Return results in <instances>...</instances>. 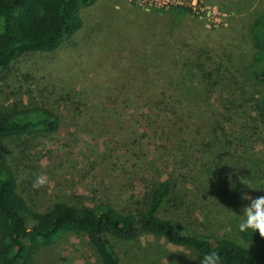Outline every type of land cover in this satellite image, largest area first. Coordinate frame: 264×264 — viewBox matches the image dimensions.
Returning a JSON list of instances; mask_svg holds the SVG:
<instances>
[{
	"label": "rangeland",
	"instance_id": "374dc122",
	"mask_svg": "<svg viewBox=\"0 0 264 264\" xmlns=\"http://www.w3.org/2000/svg\"><path fill=\"white\" fill-rule=\"evenodd\" d=\"M203 1L220 12L216 25L183 8L98 0L54 52L23 53L3 69L1 109H46L58 119L52 133L1 141L33 211L108 203L137 213L166 183L158 218L256 252L237 226L243 197L264 194V67L253 60L250 31L264 0ZM39 175L48 184L34 189ZM110 243L119 264H200L203 256L147 234ZM31 264L99 260L83 235L64 232Z\"/></svg>",
	"mask_w": 264,
	"mask_h": 264
},
{
	"label": "trees",
	"instance_id": "16d2710c",
	"mask_svg": "<svg viewBox=\"0 0 264 264\" xmlns=\"http://www.w3.org/2000/svg\"><path fill=\"white\" fill-rule=\"evenodd\" d=\"M98 0H0V74L23 53L54 52L82 24L81 10ZM186 11V9H184ZM256 42L253 60L264 67V14L250 28ZM258 77L264 78V71ZM57 117L46 109L8 112L0 108V145L5 136L52 133ZM17 179L8 168L0 147V264H31L37 250L58 241L69 232L83 235L95 251L99 264H119L110 239L135 240L141 234L165 239L177 247L192 248L205 255L216 252L221 264H264V239L253 232H239L241 239L256 246V252L230 240H216L203 233L186 232L179 222L156 216L170 189L162 184L147 208L122 213L108 203L94 207L54 204L44 213L33 211L18 194Z\"/></svg>",
	"mask_w": 264,
	"mask_h": 264
},
{
	"label": "clouds",
	"instance_id": "9594fccd",
	"mask_svg": "<svg viewBox=\"0 0 264 264\" xmlns=\"http://www.w3.org/2000/svg\"><path fill=\"white\" fill-rule=\"evenodd\" d=\"M46 184H48L47 177L39 175L32 186L34 189H40ZM243 199L247 200V203L242 209L243 217L237 226L239 232L246 233L251 230L264 239V194L257 196L245 195ZM165 264H167V261ZM200 264H221V258L216 252H210L200 258Z\"/></svg>",
	"mask_w": 264,
	"mask_h": 264
},
{
	"label": "built area",
	"instance_id": "2783aa9c",
	"mask_svg": "<svg viewBox=\"0 0 264 264\" xmlns=\"http://www.w3.org/2000/svg\"><path fill=\"white\" fill-rule=\"evenodd\" d=\"M140 6H147L155 9L168 10L183 8L193 16L205 20L207 23L216 25L221 21L220 12L216 7H208L203 0H133Z\"/></svg>",
	"mask_w": 264,
	"mask_h": 264
}]
</instances>
